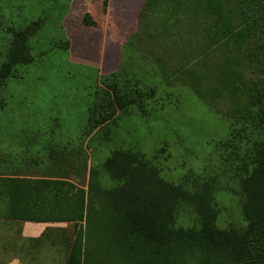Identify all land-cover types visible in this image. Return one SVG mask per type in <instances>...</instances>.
I'll list each match as a JSON object with an SVG mask.
<instances>
[{
	"label": "rangeland",
	"instance_id": "obj_1",
	"mask_svg": "<svg viewBox=\"0 0 264 264\" xmlns=\"http://www.w3.org/2000/svg\"><path fill=\"white\" fill-rule=\"evenodd\" d=\"M207 1L143 12L145 0H0V66L13 34L43 22L27 43L29 65L0 84V172L65 179L98 211L118 187L106 159L115 150L138 154L168 184L189 193L210 185L217 227L241 229L244 155L264 139L249 100L255 86L264 89L263 28L239 37L244 17L230 3L212 44ZM85 15L94 26L83 25ZM115 71L126 90L137 83L148 96L147 116L117 111L93 129L96 87ZM74 238L70 228L54 264L66 263Z\"/></svg>",
	"mask_w": 264,
	"mask_h": 264
},
{
	"label": "trees",
	"instance_id": "obj_2",
	"mask_svg": "<svg viewBox=\"0 0 264 264\" xmlns=\"http://www.w3.org/2000/svg\"><path fill=\"white\" fill-rule=\"evenodd\" d=\"M185 1L145 0L143 12L158 4L177 6ZM230 3L244 17L239 37L259 27L264 37V0H208L207 12L216 20L208 40L214 44L223 35L218 25L229 21L231 9L226 6ZM42 25L34 22L13 34L0 66V84L13 76L16 67L29 65L27 43ZM83 25L95 23L85 15ZM115 72L100 77L101 85L96 87L99 101L88 115L93 129L117 111L136 109L147 116L143 98L148 100V96L140 95L137 83L126 90L121 73ZM249 100L256 108L250 113L251 124L264 136V89L255 86ZM231 135H235L232 127ZM244 159L247 174L241 180V213L245 225L241 229L217 227L218 208L210 185L189 193L164 182L138 154L121 150L113 151L105 161L104 167L118 187L105 194L106 201L98 211L86 201L85 190L62 178L7 176L0 178V193L8 204V218L73 222L75 238L65 264H264V139L254 141ZM183 214L191 218L190 226L178 222Z\"/></svg>",
	"mask_w": 264,
	"mask_h": 264
},
{
	"label": "crops",
	"instance_id": "obj_3",
	"mask_svg": "<svg viewBox=\"0 0 264 264\" xmlns=\"http://www.w3.org/2000/svg\"><path fill=\"white\" fill-rule=\"evenodd\" d=\"M18 176L34 179L31 174L0 172V178ZM8 204L0 193V264H54L64 249L63 237L73 231V222L58 219L31 222L8 218ZM70 226V227H69Z\"/></svg>",
	"mask_w": 264,
	"mask_h": 264
}]
</instances>
